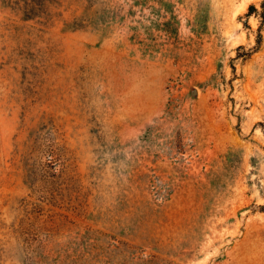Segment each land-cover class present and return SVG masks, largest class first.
Listing matches in <instances>:
<instances>
[{
	"label": "rangeland",
	"instance_id": "1",
	"mask_svg": "<svg viewBox=\"0 0 264 264\" xmlns=\"http://www.w3.org/2000/svg\"><path fill=\"white\" fill-rule=\"evenodd\" d=\"M262 1L0 0V264H264Z\"/></svg>",
	"mask_w": 264,
	"mask_h": 264
},
{
	"label": "trees",
	"instance_id": "2",
	"mask_svg": "<svg viewBox=\"0 0 264 264\" xmlns=\"http://www.w3.org/2000/svg\"><path fill=\"white\" fill-rule=\"evenodd\" d=\"M261 8L262 10L259 14H260L262 21H264V0L261 2ZM250 10L257 12V10L253 6L250 8ZM261 211L264 212V204L261 206Z\"/></svg>",
	"mask_w": 264,
	"mask_h": 264
}]
</instances>
